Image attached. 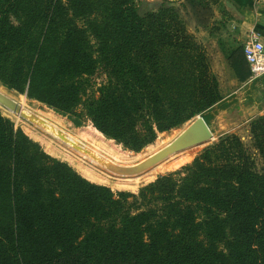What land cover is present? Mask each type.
Wrapping results in <instances>:
<instances>
[{"label": "trees", "instance_id": "obj_1", "mask_svg": "<svg viewBox=\"0 0 264 264\" xmlns=\"http://www.w3.org/2000/svg\"><path fill=\"white\" fill-rule=\"evenodd\" d=\"M136 8L135 0H0V82L77 125L90 121L123 148L142 149L219 96L176 11L140 16ZM98 71L105 79L94 87ZM0 92L36 111L24 96ZM0 109L40 139L35 126ZM2 112L0 264H264V118L250 124L256 153L225 133L132 192L83 176L125 188L139 177H114L95 168L105 166L91 153L78 159L39 140L45 151ZM39 115L50 130L126 162L94 129L75 134L50 110ZM169 142L156 141L147 156Z\"/></svg>", "mask_w": 264, "mask_h": 264}, {"label": "rangeland", "instance_id": "obj_2", "mask_svg": "<svg viewBox=\"0 0 264 264\" xmlns=\"http://www.w3.org/2000/svg\"><path fill=\"white\" fill-rule=\"evenodd\" d=\"M149 1V0H147ZM217 0H161L157 2L156 6H148V2L145 0H135L136 9L140 16H143L147 12H157L164 8H173L177 13V19L183 27L184 34L187 36L188 42L193 46L194 54L202 61H204L208 67V72L215 77L217 82V94L219 99L213 103L209 108L203 110L197 115L204 117L205 122L210 128L213 136L212 139L206 143L195 145L189 147L185 150L177 152L165 160L155 164L148 170L138 175H135L140 178V181L136 186L125 188L120 186H113L111 183L101 182L92 177L80 174L77 168L70 164L62 155L58 154L53 157L65 161L76 170L83 177H88L94 180L95 183L104 184L109 186L112 190H127L136 192L139 187L154 181L158 176L167 174L178 169L180 166L189 163L193 158L198 156L206 147L216 143L220 137L225 133H234L241 141L247 146L251 151L256 153L254 148V138L251 133V121L259 117L264 118V76L251 79V71L249 66L243 68L241 48L242 44L235 35L232 40L227 41L222 37L223 18L212 19L214 15V7L217 4ZM218 5V4H217ZM217 9V8H216ZM219 24V25H218ZM224 53L225 60H227L231 69L235 73L236 81L231 84L229 81H223V88L220 89V82L218 80L217 74L214 72L211 61L216 54ZM222 58V57H220ZM105 79V74L102 72H97L94 75L95 86H98ZM0 88L5 89L8 92H12L16 96H24L28 105L36 109L32 111L35 114L39 115L40 112L51 111L56 116V121L59 125L65 129V131H70L72 133L78 134L81 129L89 130L94 129V131L100 135L102 138L113 143L115 147L120 149L126 154V157L122 161L126 162H117L119 164H135L141 159L147 157L153 148L156 141H171L175 138L197 115L193 116L191 119L187 120L180 126L172 128L168 131H163L157 134L154 141L150 144L145 145L140 150H131L123 148L120 144H117L114 140L107 138L100 132L93 128L94 126L90 121H85L84 123L77 125L72 119L61 112L54 110L53 108L47 106L45 103L38 101L36 99L28 98L26 94L19 93L13 89L8 88L0 82ZM2 112V110L0 109ZM3 115L7 116L2 112ZM40 116V115H39ZM8 117V116H7ZM10 118V117H8ZM14 124L21 128V130L28 135V133L22 128L20 123L16 122L14 119L10 118ZM27 121V120H26ZM30 125L35 126L34 134H37V137L40 139H33L40 144L39 140L47 141L48 143L56 144L58 149L64 150L65 152L70 153L73 157L81 159V153L71 148L68 144H65L61 140L52 136L48 132L42 130V128L28 122ZM229 127H234V130L226 132V129ZM93 131V130H92ZM94 132V133H95ZM150 145V146H148ZM40 146L45 150L44 146ZM46 151V150H45ZM51 155V154H50ZM109 158V157H108ZM258 158V157H257ZM86 161L85 159H83ZM85 164L91 165L90 162L86 161ZM260 166V164H258ZM96 169L108 173L117 178H123L118 174L109 173L107 169L96 167ZM87 178V179H88ZM89 179V180H90ZM126 179V178H125ZM90 180V181H92Z\"/></svg>", "mask_w": 264, "mask_h": 264}, {"label": "water", "instance_id": "obj_3", "mask_svg": "<svg viewBox=\"0 0 264 264\" xmlns=\"http://www.w3.org/2000/svg\"><path fill=\"white\" fill-rule=\"evenodd\" d=\"M0 105L12 110L13 112H16L20 117L27 120V122L32 124L36 123V126L42 128V130L48 132L62 142L71 144L73 148L83 151V153H91L96 159H99L100 163L105 166V168L122 175H132L142 172L166 158L170 154L181 151L188 147L206 143L210 141L213 136L204 118L201 115H197L175 138H173L168 144L156 152L150 154L145 159L133 165H120L102 158L100 155H97L84 145L72 141V139L68 138L67 134L63 132V130H57L56 132L53 131L55 135L49 132L52 131L49 129L50 125L42 120L39 115L35 114L34 112L29 113V115L25 114L18 102L2 92H0Z\"/></svg>", "mask_w": 264, "mask_h": 264}, {"label": "crops", "instance_id": "obj_4", "mask_svg": "<svg viewBox=\"0 0 264 264\" xmlns=\"http://www.w3.org/2000/svg\"><path fill=\"white\" fill-rule=\"evenodd\" d=\"M148 6H156L161 0H145ZM178 2L181 0H177ZM215 5L214 15L212 19L223 18V26L220 32L222 37L230 41L234 35L241 44L246 40L247 34L250 30H257L264 32V0H217ZM217 8V9H216ZM219 25V24H218ZM211 61L212 68L217 74L220 82V89L223 88V81H229L233 84L237 79L234 71L231 69L227 60H225L224 53H218ZM222 57V58H220ZM243 68H247L248 64L243 59ZM234 130V127H229L226 132Z\"/></svg>", "mask_w": 264, "mask_h": 264}, {"label": "built area", "instance_id": "obj_5", "mask_svg": "<svg viewBox=\"0 0 264 264\" xmlns=\"http://www.w3.org/2000/svg\"><path fill=\"white\" fill-rule=\"evenodd\" d=\"M242 54L251 71V79L264 76V32L250 30L242 44Z\"/></svg>", "mask_w": 264, "mask_h": 264}, {"label": "bare ground", "instance_id": "obj_6", "mask_svg": "<svg viewBox=\"0 0 264 264\" xmlns=\"http://www.w3.org/2000/svg\"><path fill=\"white\" fill-rule=\"evenodd\" d=\"M6 108V107H5ZM21 108H22V106H21ZM10 110V109H9ZM22 110H23V108H22ZM12 111V110H11ZM23 112L25 113V114H27V115H29V113H26L24 110H23ZM16 113V112H15ZM17 114V113H16ZM18 115V114H17ZM19 116V115H18ZM20 117V116H19ZM22 118V117H21ZM42 120H44L43 118H42ZM45 121V120H44ZM46 122V121H45ZM36 124V123H35ZM49 129H53V130H55L54 128H52V127H50L49 126ZM49 131V130H48ZM49 132H51V133H53V131H49ZM54 135H55V133H53ZM57 134V133H56ZM69 146H71V148H73L72 147V145L71 144H69ZM189 148V147H188ZM75 149V148H74ZM187 149V148H186ZM75 150H77V151H79V153H83V151H80V150H78V149H75ZM183 150H185V149H183ZM182 151V150H181ZM178 152H180V151H178ZM175 153H177V152H175ZM175 153H173V154H175ZM173 154H170L169 156H171V155H173ZM169 156H167L166 158H168ZM166 158H164V159H162V160H165ZM161 160V161H162ZM161 161H159V162H161ZM158 162V163H159ZM157 164V163H156ZM154 166V165H153ZM152 167V166H151ZM150 167V168H151ZM149 169V168H148ZM148 169H146V170H148ZM146 170H144V171H142V172H139V173H136V174H132L133 176L134 175H137V174H140V173H143V172H145ZM113 172V171H112ZM113 173H116V172H113ZM118 175H121V176H131V175H122V174H119V173H117Z\"/></svg>", "mask_w": 264, "mask_h": 264}]
</instances>
